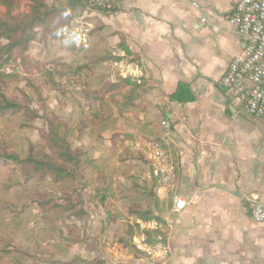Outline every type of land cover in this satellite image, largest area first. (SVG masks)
<instances>
[{
    "label": "crops",
    "instance_id": "1",
    "mask_svg": "<svg viewBox=\"0 0 264 264\" xmlns=\"http://www.w3.org/2000/svg\"><path fill=\"white\" fill-rule=\"evenodd\" d=\"M237 1L122 0L112 14L91 13L100 22L96 44L125 55L123 39L145 72L135 91L106 90L107 144L122 143L140 183L151 179L149 143L159 145L178 169L172 195L188 203L174 213L171 196L157 195L166 200V260L121 249L122 264H264V223L247 209L252 198L264 204V121L231 102L221 84L243 50L228 21Z\"/></svg>",
    "mask_w": 264,
    "mask_h": 264
},
{
    "label": "trees",
    "instance_id": "2",
    "mask_svg": "<svg viewBox=\"0 0 264 264\" xmlns=\"http://www.w3.org/2000/svg\"><path fill=\"white\" fill-rule=\"evenodd\" d=\"M121 1L112 0L103 7H97L88 0H0V117L20 116L27 128L33 127L32 122L39 118L37 112L28 104L9 98L3 93L2 87L5 86L7 76L3 69L6 66L18 68L27 77L26 86L39 97V90L33 85L35 79L50 91L64 94L65 91H60L63 77L71 82L83 70L91 71L100 64H113L122 60L107 50L106 55L93 57L85 65L74 67L71 64L70 67H62L64 73H59L54 62H32L24 55L37 29H44L52 39H64L61 36L62 31L68 29L76 17L87 11L112 14L118 10L117 6ZM122 41L123 39L120 40L118 48L124 51V59L139 62L137 58L131 57ZM121 86H130L133 91L140 87L131 79L116 76L107 88L114 90ZM96 94L86 93L87 99L103 108L102 101L98 100ZM131 94L130 91L124 98L125 104L131 99ZM48 116L51 115L44 116L45 128L40 131L37 143L29 144L21 155L0 150V163L18 170L24 184L31 180L51 183L53 192L39 194L33 204L44 216L49 217L52 230L58 239L66 242L68 246L83 244L84 231L77 223L85 225L95 210H102L104 217L100 221L101 237L109 234L115 226L121 225L120 232L113 234L111 245H122L123 248L140 254L131 243L136 234L142 233L149 244L155 243L157 237L164 241L161 230L141 232L139 227V222L161 221L160 212L166 200L159 199L155 192L157 180L151 175L150 181L144 180L140 183L128 171L117 168L111 171L109 167L101 166L99 161L91 158L86 148H74L70 143L72 139L80 140L96 118L106 120V117H102L103 112L100 109L95 110L90 119L73 128L63 124L58 118L52 119ZM120 160L124 161L123 158ZM177 174L175 165L174 177ZM53 217L62 221L68 220L70 224L64 229L57 228L53 225ZM99 244V241L95 242V246ZM100 246L105 247L103 244Z\"/></svg>",
    "mask_w": 264,
    "mask_h": 264
},
{
    "label": "rangeland",
    "instance_id": "3",
    "mask_svg": "<svg viewBox=\"0 0 264 264\" xmlns=\"http://www.w3.org/2000/svg\"><path fill=\"white\" fill-rule=\"evenodd\" d=\"M92 12L94 11H87L82 15L93 26L87 47L77 51L69 41L60 37L52 39L44 29L39 28L24 55L32 62H54L59 73H64L62 67H70L71 64L78 67L85 65L93 57L106 55L107 48L96 44L100 22ZM106 65L112 66L109 74L107 68L98 65L91 71L83 70L71 82L63 77L60 91H65L64 94L50 91L35 79L33 85L39 90V97L26 86L27 77L18 68L6 66L3 69L7 74L5 86L2 87L3 93L9 98L28 104L37 112L39 118L32 122L33 127L27 128L20 116L0 117V150L21 155L29 144L37 143L40 131L45 128V114L51 115L48 117L52 119L58 118L63 124L73 128L90 119L95 110L100 109L106 120L96 118L80 140L72 139L70 143L74 148H86L91 158L99 161L101 166L109 167L111 171L117 168L130 172L133 166L120 160L123 156L122 143L111 141L109 145L104 138L106 122L109 120L107 117L110 116L104 102L107 87L111 84L108 77L115 80L117 76L113 64ZM88 92L97 93L96 97L102 101L103 108L87 99ZM117 155L119 158L116 160ZM48 192H53L50 182L31 180L24 184L18 170L0 163V264H122L119 258L123 253L121 249L125 248L122 245H111L113 234L120 232L121 225L115 226L109 234L101 237L100 221L104 213L102 210H95L85 225L77 223L84 231V243L68 246L54 234L49 217L44 216L33 204L39 194ZM69 224L68 220L62 221L53 217V225L57 228L64 229ZM98 241L99 246H95ZM101 244L105 247L102 248Z\"/></svg>",
    "mask_w": 264,
    "mask_h": 264
},
{
    "label": "built area",
    "instance_id": "4",
    "mask_svg": "<svg viewBox=\"0 0 264 264\" xmlns=\"http://www.w3.org/2000/svg\"><path fill=\"white\" fill-rule=\"evenodd\" d=\"M97 7H103L112 0H88ZM243 41L240 55L232 58L222 75L221 84L226 90L228 99L243 109L254 120L264 121V0H238L228 17ZM93 26L86 22L83 16L71 21L68 29L61 36L69 41L74 48L82 49L88 46ZM122 60L113 63L118 77L131 79L142 85L145 80L143 66L138 62L124 59V55H116ZM162 125L165 127L166 123ZM149 163L151 175L157 180V195L171 196L173 212L181 213L188 203L181 197L172 195L175 165L172 158L156 143H149ZM248 212L252 219L264 223V204L256 198L248 202ZM140 231L161 230L160 222H139ZM132 247L138 253L151 258L166 260L169 256L168 246L160 237L155 243L146 242L142 233L132 238Z\"/></svg>",
    "mask_w": 264,
    "mask_h": 264
}]
</instances>
